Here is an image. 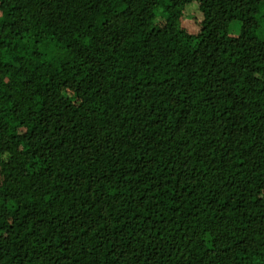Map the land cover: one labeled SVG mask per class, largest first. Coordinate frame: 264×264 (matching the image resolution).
I'll use <instances>...</instances> for the list:
<instances>
[{"label": "trees", "instance_id": "trees-1", "mask_svg": "<svg viewBox=\"0 0 264 264\" xmlns=\"http://www.w3.org/2000/svg\"><path fill=\"white\" fill-rule=\"evenodd\" d=\"M0 264H264V0H0Z\"/></svg>", "mask_w": 264, "mask_h": 264}, {"label": "rangeland", "instance_id": "rangeland-1", "mask_svg": "<svg viewBox=\"0 0 264 264\" xmlns=\"http://www.w3.org/2000/svg\"><path fill=\"white\" fill-rule=\"evenodd\" d=\"M189 8H191V6H189L188 9H189ZM188 9H187V11H188ZM197 15H198V13H196L195 8H193L192 13L187 14V17H188V18H187V19L185 20V22H184V23H185V26L190 28L191 25H193V22H194L192 19H193L195 16H197ZM198 16H199V15H198ZM199 17H200V16H199Z\"/></svg>", "mask_w": 264, "mask_h": 264}]
</instances>
